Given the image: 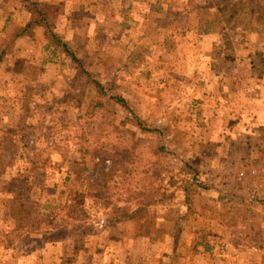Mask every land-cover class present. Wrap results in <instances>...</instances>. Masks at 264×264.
I'll return each mask as SVG.
<instances>
[{"label": "rangeland", "instance_id": "1", "mask_svg": "<svg viewBox=\"0 0 264 264\" xmlns=\"http://www.w3.org/2000/svg\"><path fill=\"white\" fill-rule=\"evenodd\" d=\"M0 235V264H264V0H0Z\"/></svg>", "mask_w": 264, "mask_h": 264}, {"label": "trees", "instance_id": "2", "mask_svg": "<svg viewBox=\"0 0 264 264\" xmlns=\"http://www.w3.org/2000/svg\"><path fill=\"white\" fill-rule=\"evenodd\" d=\"M30 24H36V25H39L41 27L44 28L45 30V34L47 37L50 38V42L55 45L56 47H59V46H62L64 48V50L67 52V53H70L71 55H73V52L72 50L68 47V45L63 42L62 38L59 37L54 31H53V28H52V25L50 23V15H49V12L45 11V10H42L40 8V6L38 5V3L36 2H31V12H30V20H29V23L28 25ZM74 59V57H73ZM77 62V67L78 69H80V71L78 72V74H87L88 77H91L90 76V73L89 71H87L86 69H84V66H83V63L84 61H81V60H78L76 59L75 60ZM90 79V78H89ZM117 100L123 102L124 106L126 108H128V103L124 102V100L121 98V97H117ZM130 111L132 109H129ZM132 114L135 118H137V125L139 126V128L142 130V131H147L146 127L144 123L139 117L136 116L135 113H133L132 111ZM144 123V124H143ZM149 129H151V126L149 125L148 126ZM160 150V148L156 149V152H158ZM85 152H88V150L86 149ZM152 188H155V187H152ZM66 193L64 191H62L58 198L54 199V198H51V199H47L46 201V207H51L53 208L55 211H54V216H59L62 212L68 210V207L67 204H66V200L70 197L74 198L75 197V193L72 191V189L66 193L67 194V198L66 199H62L59 203V198L62 197V195ZM36 194V192L34 193ZM34 194L28 196V200L31 198H33ZM57 207H59V209H57ZM61 234H64V233H61V232H52V233H47L46 235H44L43 237V240L45 241H53L57 236H60ZM5 241L4 239L2 238V236L0 235V248L2 245H4Z\"/></svg>", "mask_w": 264, "mask_h": 264}]
</instances>
